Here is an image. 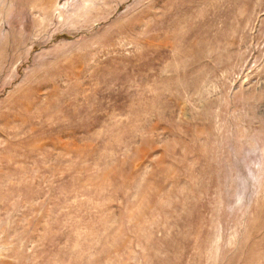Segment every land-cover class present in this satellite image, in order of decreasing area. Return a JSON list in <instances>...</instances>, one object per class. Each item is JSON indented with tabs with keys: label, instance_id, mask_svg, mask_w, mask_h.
Returning <instances> with one entry per match:
<instances>
[{
	"label": "rangeland",
	"instance_id": "1",
	"mask_svg": "<svg viewBox=\"0 0 264 264\" xmlns=\"http://www.w3.org/2000/svg\"><path fill=\"white\" fill-rule=\"evenodd\" d=\"M0 264H264V0H0Z\"/></svg>",
	"mask_w": 264,
	"mask_h": 264
}]
</instances>
